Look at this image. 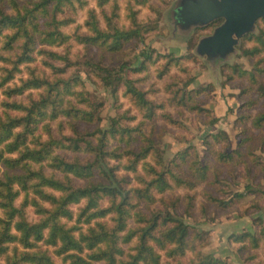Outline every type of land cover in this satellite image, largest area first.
<instances>
[{
  "label": "trees",
  "instance_id": "trees-1",
  "mask_svg": "<svg viewBox=\"0 0 264 264\" xmlns=\"http://www.w3.org/2000/svg\"><path fill=\"white\" fill-rule=\"evenodd\" d=\"M4 1L0 0V58L9 62L10 67L7 66L5 74L0 77V165L6 168L3 175L0 173V264H57L50 248L70 264H227L211 256L187 262L177 260L194 246L192 226L177 211L178 200L159 198L160 194L174 187L170 179L191 187L205 180L208 164L201 161L194 168L197 180L187 183L174 172V159L166 162L160 151L157 157L159 167L146 162L153 176L149 180L143 178V187L127 188L117 173L119 165H111L110 161L128 156L127 169L135 172L140 161H146L151 154L157 155L158 148L150 137H145L148 144L140 150L127 148L119 152L117 147L110 148L112 141L130 143L136 139L135 133L142 136L145 133L139 127L123 124L118 116L110 117L106 125H101L104 101L92 97L85 84L86 79L97 78L114 102L119 98L121 86H125L124 94L144 110L146 118L152 119L161 105L154 104L147 93L135 85L127 75L128 70L145 72L149 65L161 59H166L162 75L174 66L181 67L186 60L195 57L190 47H193L196 34L189 40L188 54L180 57L147 47L140 53L142 61L134 66L126 63L108 65L102 59L87 55L72 60L67 50L62 53L52 47L38 51L37 48L40 44L63 45L73 37L84 47L94 46L117 53L132 40L144 42L145 34L157 26L154 21L139 22L134 13L129 28L110 25V28L103 29L92 10L85 22L88 32L75 31L71 35L63 30L62 24L75 19L72 16L58 19V16L63 13L65 5L76 8L74 0H28L23 5L18 0H10L12 12L6 10ZM80 3L85 2L81 0ZM43 19H46V26ZM260 19L264 20V15L257 21ZM221 21L222 17L216 18L212 25L219 26ZM241 37L264 44L263 30L258 34L249 30ZM14 49L19 50L15 59L2 51ZM261 50L260 45L242 48L245 57H255ZM38 54H42V63L51 70L50 75L31 69L29 77L21 78L20 83L15 81L23 70L22 66L30 68ZM59 61L62 65H58ZM70 68H73L71 73L66 75ZM248 73L255 80L254 71L241 72L243 75ZM191 82L192 78L175 92L174 102L188 105L185 98H192L187 91ZM29 90L40 91L39 97L17 100V96ZM191 108L199 107L195 104ZM61 117L73 120V126L80 121L96 122L99 126L86 133L73 127V136L61 133L55 137L50 133L47 140H42L37 131L43 127L50 132L51 121H59ZM257 122L259 125L264 122V113ZM211 136L218 141L217 134ZM63 151L88 152L94 156L87 162L78 158L69 160ZM180 155L185 160V152L177 154L179 158ZM232 157V153H220L223 161ZM46 166L53 169V174H47ZM56 171L64 176L57 177ZM96 176L101 179L94 180ZM73 177L87 182L75 185ZM21 195L24 198L17 205L16 200ZM211 199L224 207L230 204L216 197ZM135 200H145L149 204L148 211L138 210ZM82 202L84 206L76 213L72 206ZM157 202H161V206L152 208ZM29 207L40 215L37 221L28 218ZM133 218L137 223L135 227L130 226ZM70 221L75 223L69 225ZM254 240L257 242L256 238ZM133 242L136 244L130 246L132 251L127 252L124 245ZM162 251L166 257L175 258L176 263L164 260Z\"/></svg>",
  "mask_w": 264,
  "mask_h": 264
},
{
  "label": "rangeland",
  "instance_id": "rangeland-1",
  "mask_svg": "<svg viewBox=\"0 0 264 264\" xmlns=\"http://www.w3.org/2000/svg\"><path fill=\"white\" fill-rule=\"evenodd\" d=\"M18 1L23 5L28 0ZM80 1L74 0L76 8H72L71 4L63 6V13L58 16V19L67 16L75 19L68 24H62L63 30L71 35L75 31L88 32L85 22L92 10L103 29L110 28V25L129 28L134 13L139 22L154 21L157 27L145 34L144 42L132 40L117 53L94 46L84 47L77 44L73 37L69 43L55 45L56 47L40 44L37 51L43 47H52L62 53L69 51L72 60L87 55L102 59L108 65L126 63L134 66L142 61L140 53L147 47L162 54L178 57L187 55L189 40L196 34L193 47H190L195 57L186 60L181 67L174 66L162 75L166 59H161L149 65L145 72L128 70L127 75L134 80L135 85L145 91L154 104L161 105L152 119L146 118L144 110L124 94L125 86H121L119 98L114 102L110 92L94 76V81L86 79L85 84L92 97L104 101V120L101 125H106L110 117L118 116L123 124L139 127L145 133V136L135 133L136 139L130 143L112 141L110 148L117 147L119 152L127 148L140 150L148 144L145 137L153 139L158 148L157 155L151 154L146 161H140L135 172L127 169L130 163L128 156L110 161L111 165H119L117 173L127 188L143 187V178L149 180L153 176L146 162L159 167L157 157L160 156V151L166 162L174 159V172L187 183L197 180L194 168L201 161L208 164L206 179L199 181L194 187L186 183L177 184L170 179L174 187L159 195V198L178 200L177 211L192 226L191 240L194 246L177 260L187 262L211 256L227 264H264V122L260 125L257 122L258 117L264 113V71H260L264 69V44H259L255 39L245 40L237 35H233L236 41L232 44L225 37L215 36L219 27L231 18L228 14L226 17L222 16V21L218 22L221 25L217 26L212 25L216 18L211 20L210 16L214 13V8L231 12L228 11V6L231 8L235 0H107L103 3L102 0H83L85 3ZM4 4L8 12L14 11L10 0H5ZM238 15L240 13L235 11L232 17L238 19ZM43 23L46 26V19H43ZM247 27L252 33L258 34L261 30L264 31V20H256ZM258 45L262 50L257 56L243 55L244 46L253 48ZM2 51L13 59L19 53L18 49ZM37 56L30 68L22 66L23 70L17 74L15 81L20 83L21 78L29 77L31 69L50 75L51 70L42 63V54ZM8 63L0 58V77L5 74V68L10 67ZM57 63L62 65L61 61ZM242 70L254 71L255 80L249 73L241 74ZM190 78L192 82L187 91L192 98H185L188 105L174 102L175 92ZM0 91L2 92V88ZM39 95L40 91L29 90L24 95L17 96V100L28 101L30 97L38 98ZM195 104L202 110H193L191 106ZM164 113L170 115V118ZM72 123L73 120L61 117L59 121H51L50 132L42 127L37 133L41 134L42 140H47L50 133L55 137H59L61 133L73 136V127L80 133H86L99 126L96 122L80 121L76 122V126ZM212 134L218 135V141L213 139ZM179 152H185V160L182 155L181 158L177 156ZM221 152L232 153V159L221 160ZM63 154L69 160L78 158L82 162L91 161L94 156L88 152L65 151ZM5 170L0 165L1 175ZM45 171L49 175L53 174V169L49 166H46ZM55 174L60 178L64 176L59 171ZM93 179L98 181L101 177L96 176ZM73 182L75 185H84L87 181L73 177ZM211 197L229 201L230 204L227 207L221 206ZM23 198L21 195L16 204L20 205ZM134 203H137L138 210L148 211L149 204L145 200H135ZM160 203L152 204V208L160 207ZM83 206L82 202L73 205L72 209L79 213ZM27 212L30 220L37 221L40 218L33 207L27 208ZM74 223L75 221H70L69 225ZM130 226H137L134 218L131 219ZM241 236L244 238L241 239ZM135 244L136 242L126 244L124 248L127 252L132 251L131 247ZM50 252L57 264H70L56 256L53 248H50ZM162 254L164 260L176 263L175 258L166 257L164 251Z\"/></svg>",
  "mask_w": 264,
  "mask_h": 264
},
{
  "label": "water",
  "instance_id": "water-1",
  "mask_svg": "<svg viewBox=\"0 0 264 264\" xmlns=\"http://www.w3.org/2000/svg\"><path fill=\"white\" fill-rule=\"evenodd\" d=\"M229 8L230 6H228V11H231L229 13L214 8V13L210 12L212 14H210V16L212 17L211 20H213L217 17H226V14L229 15L231 19L219 27L215 36L220 38L225 37L228 42L233 44L236 41L233 35L241 37L245 32L249 31L247 26L253 24L260 16L264 15V0H235L234 5L230 9ZM235 11L240 13V15H238L240 18L234 19V17H232Z\"/></svg>",
  "mask_w": 264,
  "mask_h": 264
}]
</instances>
